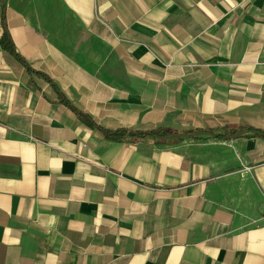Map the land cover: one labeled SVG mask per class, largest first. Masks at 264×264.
Listing matches in <instances>:
<instances>
[{
  "label": "crops",
  "instance_id": "0c3cea01",
  "mask_svg": "<svg viewBox=\"0 0 264 264\" xmlns=\"http://www.w3.org/2000/svg\"><path fill=\"white\" fill-rule=\"evenodd\" d=\"M249 129L264 0H0V264H264Z\"/></svg>",
  "mask_w": 264,
  "mask_h": 264
},
{
  "label": "trees",
  "instance_id": "16d2710c",
  "mask_svg": "<svg viewBox=\"0 0 264 264\" xmlns=\"http://www.w3.org/2000/svg\"><path fill=\"white\" fill-rule=\"evenodd\" d=\"M199 131H194L193 133H198ZM229 132H235V131H226V130H223V131H215L213 129H209V130H204V134L203 135H197L196 137L197 138H203V137H217V138H225L226 135L229 133ZM248 134L246 135H249V136H256V135H264V131H261V130H258V129H249L248 131ZM120 132L116 133V134H119ZM210 133H212L213 135H211ZM122 134H124V132H122ZM133 136L135 135V133H131ZM171 133L166 131V130H163V129H157V130H154L152 132H140L138 133V137H146L148 135H152V136H155L159 141H164L166 136H169ZM189 134V133H188ZM176 139H181V137L179 138H176Z\"/></svg>",
  "mask_w": 264,
  "mask_h": 264
},
{
  "label": "water",
  "instance_id": "95a60500",
  "mask_svg": "<svg viewBox=\"0 0 264 264\" xmlns=\"http://www.w3.org/2000/svg\"><path fill=\"white\" fill-rule=\"evenodd\" d=\"M246 131H241V132H237V133H233V134H228L226 136V138H232V137H236V136H240L245 134ZM204 134V132H198V133H191V134H186V133H176L173 134L172 137H195L197 135H201ZM211 135H213L212 133H210Z\"/></svg>",
  "mask_w": 264,
  "mask_h": 264
}]
</instances>
